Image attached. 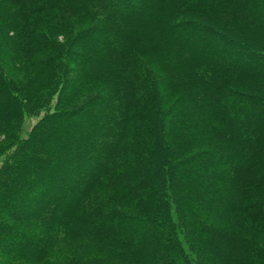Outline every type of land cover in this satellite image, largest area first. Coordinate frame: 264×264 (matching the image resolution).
Segmentation results:
<instances>
[{"label": "trees", "instance_id": "1", "mask_svg": "<svg viewBox=\"0 0 264 264\" xmlns=\"http://www.w3.org/2000/svg\"><path fill=\"white\" fill-rule=\"evenodd\" d=\"M142 1L0 0V264H264V87H237L264 69L224 56L264 63L238 33L264 34V0ZM26 116L42 117L22 138ZM132 220L150 228L134 236Z\"/></svg>", "mask_w": 264, "mask_h": 264}, {"label": "rangeland", "instance_id": "2", "mask_svg": "<svg viewBox=\"0 0 264 264\" xmlns=\"http://www.w3.org/2000/svg\"><path fill=\"white\" fill-rule=\"evenodd\" d=\"M135 2L137 3V4H135L136 8L134 9V11H136V12L143 10L144 9L143 7L147 6V2H144L142 0L141 1L135 0ZM128 9L129 8H126V10H128ZM259 10H261V12H262V14L260 15V17L262 18V19L260 18L261 22L264 23V7H262V8L260 7ZM144 16H146V17L148 16L149 17V11L145 10L144 11ZM145 19H147V18H145ZM90 25H93L92 22H90V21L82 23L80 25V27L78 25L76 32H78L79 35H80V32H82V30H84L86 27H88ZM181 28L187 29V28H190V27L183 26ZM189 31H191V30H189ZM193 32L194 33H193L192 37H201L203 40H205L208 43L209 46H211V47L212 46H216L215 45L216 43H215V41L213 40L212 37L201 33L199 30H194ZM238 33H240L242 35V37L244 38V39H242V41H245V42L246 41H248V42L250 41V44H249L250 46H257V47L259 46L262 49L264 48V34L260 33L259 30L256 29V27H253V28L247 29V30L239 29ZM89 40H91V39H89ZM67 41H68V39L66 37H64V35H58L57 36V42H59L61 44H66ZM84 42H86V40H82L81 42H79V45H76V49H75V51H77V53H79L76 56H74V57H76L75 58L76 59L75 63H76V68H77L76 69L77 70V77L81 76V66L80 65L82 63L83 57L87 54V52H85L86 49L82 47ZM100 48L103 49L104 45H100ZM217 50H220V49L217 48ZM95 53H97V48H96V52ZM224 53H225V55H224L225 57L233 58L234 60H237V62H239V63L256 65L258 68L264 69V63L261 60H255V58L252 57V56H249V54L243 55L242 53H236V51L233 52L230 49L229 50H225ZM37 58H38L37 56H33L32 60L33 59L37 60ZM19 63L20 64L22 63L21 60L19 61ZM150 65L154 68V70L156 72L161 71V70L157 69V67L154 66V63L151 62ZM33 69L31 70V72H29L27 69H26V71H21V72L18 71V70H15V69H11L12 70L11 72H12V76L14 77V79L16 81H19L22 84L26 85V83L30 82L31 79H33V76L35 75V70L33 71ZM163 73H165V72H163ZM165 75H167V74L165 73ZM29 76H32V77H29ZM31 85H32V83H31ZM237 87L239 89H241V92H243V93H249V94L256 95L259 92H261V90L263 89L264 85H263V83L261 81H251V80L250 81L249 80L246 81L245 80V81L239 82ZM168 89H169V86H167L166 90L168 91ZM166 94H167V92H166ZM246 103H247V106H248V102H246ZM261 103H264V102H261ZM167 108L169 109V111H168L167 114L166 113L163 114V117L165 118L164 120H166L169 123H173L177 127L181 126L182 122H184L183 118L185 119V117L179 115V112H176V111L173 112V110L170 109L171 105L168 106ZM246 112L249 114L251 112V109L249 107H247L245 113H243V114L247 115ZM41 117H34V116H26L25 117V119L23 121V124H22L21 131H20V135H21L22 138H25V137L28 136V134L30 133L32 128L40 121ZM11 137H12V135L9 136V135H5L4 133H0V150L1 149H5L9 145V142H10L9 139ZM71 138L74 139V137L72 135H71ZM91 153L92 152L89 149H87L86 154H85V152L84 153L80 152V154H78V158L80 159V162L77 163V166L78 165L81 166V164L84 163V162L86 164L85 165L86 167L91 165L92 162L94 161V157H95V154H91ZM169 157L171 158L172 155L170 153H166L165 152V159L168 160ZM79 159H77V160H79ZM2 160L3 159L0 160V166L2 165ZM180 173L181 174L183 173L185 175L187 173L186 169H183V167H182L180 169ZM73 174H74L73 177L66 176V175L62 174V178H63L64 182L62 184H60V186L59 185L57 186V188H56L57 191H59L61 193L70 192V189H72V186H74V182L77 181L81 177L80 170L76 169V171H74ZM187 178H189V177H187ZM182 185H183V182L181 181L180 182V187ZM127 206L128 205H124V208L127 209L128 208ZM148 228H150V227L147 224L144 225V224H142V223H140L138 221H135V220H132V221L129 222V229H130L129 232L134 234V236H137V237H139L142 234H144L145 232H147ZM7 237H8V235H7ZM61 237H62V239H64L63 236H61ZM62 239H61V242L59 243L58 249L55 250L57 252L62 251L63 247L65 246L62 243L63 242ZM11 241L3 240V243H6V245H9L11 243ZM222 243H223L222 244L223 246H221V247L226 249V252H227L229 243L227 241H224ZM209 246H211V248H213V244H211L210 242H209ZM237 251L238 250H236V252ZM238 253H239V251H238ZM233 256H234L233 252H227L226 255H224V258H222V259L221 258H217L218 261H216V263L218 262V264H231L230 263L231 262V257H233ZM55 257L56 256L54 255L53 259ZM51 262L53 263L54 261L51 260L49 262V264Z\"/></svg>", "mask_w": 264, "mask_h": 264}]
</instances>
